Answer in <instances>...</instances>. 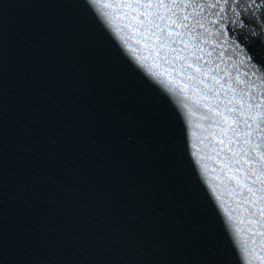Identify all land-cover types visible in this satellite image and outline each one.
Masks as SVG:
<instances>
[{
  "label": "water",
  "instance_id": "95a60500",
  "mask_svg": "<svg viewBox=\"0 0 264 264\" xmlns=\"http://www.w3.org/2000/svg\"><path fill=\"white\" fill-rule=\"evenodd\" d=\"M132 3L0 0V264H261L207 101L180 91ZM224 15L226 57L259 84L264 0Z\"/></svg>",
  "mask_w": 264,
  "mask_h": 264
},
{
  "label": "snow or ice",
  "instance_id": "6c2138e0",
  "mask_svg": "<svg viewBox=\"0 0 264 264\" xmlns=\"http://www.w3.org/2000/svg\"><path fill=\"white\" fill-rule=\"evenodd\" d=\"M228 4L229 0H133L129 6L146 46L182 76L180 91L190 98L189 87L193 92L199 89L200 100L207 101V112L201 116L210 122L204 129L208 133L204 139L210 141L206 146L212 147L211 141L221 145L213 147L214 154H226L222 167L232 173L227 179L236 181L250 206L249 216L264 229V79L257 84L251 79L255 72L241 70L246 60L225 55L229 45L222 21L227 19ZM232 11L238 19L234 7ZM260 259L264 264V256Z\"/></svg>",
  "mask_w": 264,
  "mask_h": 264
}]
</instances>
